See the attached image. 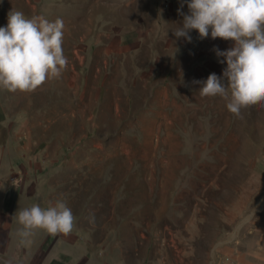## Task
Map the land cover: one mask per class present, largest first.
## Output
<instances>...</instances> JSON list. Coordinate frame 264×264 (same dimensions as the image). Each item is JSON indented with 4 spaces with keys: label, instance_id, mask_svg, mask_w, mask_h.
<instances>
[{
    "label": "rangeland",
    "instance_id": "obj_1",
    "mask_svg": "<svg viewBox=\"0 0 264 264\" xmlns=\"http://www.w3.org/2000/svg\"><path fill=\"white\" fill-rule=\"evenodd\" d=\"M0 121L63 156L0 264H264V0H0Z\"/></svg>",
    "mask_w": 264,
    "mask_h": 264
},
{
    "label": "crops",
    "instance_id": "obj_2",
    "mask_svg": "<svg viewBox=\"0 0 264 264\" xmlns=\"http://www.w3.org/2000/svg\"><path fill=\"white\" fill-rule=\"evenodd\" d=\"M211 38L216 40L213 47L217 49L222 56H227V54H223L225 49L220 48L221 46H224L221 43V38H215L214 36ZM129 40L131 41L129 43H134L133 36L122 35V45L124 41ZM216 42L217 44L215 45ZM156 56H158V54ZM106 62L107 61H104V66H106ZM160 63V60L156 62L155 60H150L149 63L147 62V65L142 67L139 78L145 79L149 76L150 78L154 77L153 74L156 75L159 73L158 70L161 69L159 66L162 63ZM163 90L165 89L163 88ZM163 96L166 99L168 95L161 94V96H159L160 103ZM1 125L2 122L0 121V247L4 246V244L7 241H10L11 238L12 241H14L15 228L18 222L16 216L20 211L25 213L27 210V202L23 201L20 203V198L26 194L24 188L31 183V181L28 182L27 177L30 178L36 175L42 176L47 172L48 166L52 164L56 165L57 162L61 161L63 158L62 154L57 153L56 150L54 153H46V150L42 148H39V150H36V147L32 149V145L30 144H26V149L24 144L19 145V147H17L18 149H12L14 145H12L11 148L9 140L8 142H6L7 140L5 141V137H3L4 132L1 131ZM18 175H21L26 179V183H22V186H24L22 191L20 189L21 185L19 181L17 182L16 180H13L16 176L18 177Z\"/></svg>",
    "mask_w": 264,
    "mask_h": 264
},
{
    "label": "bare ground",
    "instance_id": "obj_3",
    "mask_svg": "<svg viewBox=\"0 0 264 264\" xmlns=\"http://www.w3.org/2000/svg\"><path fill=\"white\" fill-rule=\"evenodd\" d=\"M264 205V196H262L261 197V199L259 200V202H258V209L259 208H261L262 206ZM254 211H252L248 216H246L245 217V219H244V221H247L250 217H251V215H252V213H253ZM243 221V222H244ZM236 234H237V232H235L232 236H236Z\"/></svg>",
    "mask_w": 264,
    "mask_h": 264
}]
</instances>
